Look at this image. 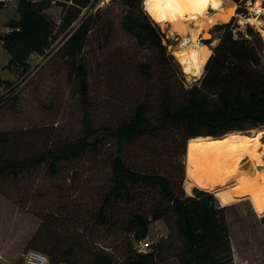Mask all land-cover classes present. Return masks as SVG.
<instances>
[{
    "label": "rangeland",
    "instance_id": "rangeland-1",
    "mask_svg": "<svg viewBox=\"0 0 264 264\" xmlns=\"http://www.w3.org/2000/svg\"><path fill=\"white\" fill-rule=\"evenodd\" d=\"M19 1L11 0L0 8V34L6 33L11 22L20 20ZM232 1L237 3L235 17L230 21L234 36L237 40L252 42L264 68V32L261 31L264 14L260 30L250 23L240 22L255 16L254 3L258 0ZM260 2L262 7L264 0ZM129 10L122 2L112 0H92L91 5L83 9L71 29L91 15L94 23L81 62H78V71L72 68L67 58L54 55L34 68L31 65L29 78L24 79L25 76L20 81L22 69L14 64L0 40V79L20 82L14 97L0 108V143L8 142L10 156L11 150L17 149L18 160H29L65 143L82 139L85 101L97 128L116 129L128 122L140 106L149 110L153 120V112L160 107L157 97L162 94L160 89L156 90L158 73H153L156 54L151 49L140 47L135 38L123 29L122 21ZM64 13L58 4H51L44 11L46 17L57 25L61 24ZM177 18L166 16L165 21L159 23L163 27L158 25L167 38L164 44L168 53L173 56L170 76L179 90L183 87L190 89L195 85L201 86L207 75V64L200 78H189L184 72L175 56L181 43V37L173 30ZM200 23L195 25L196 30L200 29ZM228 23L209 28V39L203 37V33L199 35L198 42L210 47L212 55L225 32L218 26ZM249 26L260 36H249ZM66 34L58 38V45H52L53 49L65 41ZM144 65L148 66L147 75L143 73ZM2 89L3 93L6 92ZM257 131H264V126L249 127L240 132L252 136ZM180 135L176 130L146 134L128 144L123 156L131 169L165 175L177 182L179 191L183 189L187 196H192L196 187L193 185L187 191L185 185L188 143ZM98 138L101 143L97 148L88 149L76 160L61 162L55 174L51 172L48 161L24 170L19 177L10 174L0 178V249L4 252L0 256L1 264H11L14 260L24 264L30 250H27V245L23 248V242L40 226L39 235L43 241L59 247L58 257L69 251L71 261L94 264L95 256L105 253L113 264H129L126 259L136 251L134 245L138 240L128 225L129 212L144 207L150 213L153 202L160 201L162 196L150 188L139 187L132 201L123 199L117 202L108 211L107 221L101 223L99 213L112 186L116 145L112 139H105L103 134ZM233 181V184L243 183L259 216L238 187L232 186V199L226 209L231 261L233 264H264V192L255 195L241 179ZM145 240L151 244L146 254L157 253L156 264H179V257L187 248L174 214L165 220L152 222Z\"/></svg>",
    "mask_w": 264,
    "mask_h": 264
},
{
    "label": "trees",
    "instance_id": "trees-1",
    "mask_svg": "<svg viewBox=\"0 0 264 264\" xmlns=\"http://www.w3.org/2000/svg\"><path fill=\"white\" fill-rule=\"evenodd\" d=\"M112 1L122 2L130 9L122 21L125 32L133 36L140 47L151 49L156 54L153 73H158L156 90L160 89L162 94L157 97L156 101L160 103V107L153 112V120L149 110L140 106L128 122L120 124L116 129L97 128L92 122L89 104L85 101V131L82 139L75 143H65L23 161L18 160L17 149L11 150L10 156L6 144L8 142H1L0 178L10 174L19 177L24 170L35 165H44L48 161L51 172L55 174L61 162L76 160L88 149L97 148L101 143L98 137L103 134L105 139H112L116 145V156L112 161V186L101 205L99 221H107L108 211L117 202L123 199L132 201L139 187L150 188L160 194L162 199L153 202L150 213L144 207L129 212L128 225L131 226L130 231L135 239H145L150 233L152 222L165 220L174 214L177 217L179 232L187 245L179 257V264H233L226 218V209L232 199V186L238 187L241 195L251 202L254 212L258 215L242 182L214 192L195 188L194 194L187 196L183 189H177V182L165 175L146 174L131 169L123 155L128 144L158 131L176 130L185 143H188L192 138L223 137L249 127L264 126V68L259 54L251 41L235 38L232 23L220 25L218 28L224 29L225 32L206 65L207 75L201 86L195 85L190 89L183 87L179 90L169 73L173 56L168 53L164 44L167 38L161 31V24H156L144 10L145 0ZM91 3L92 0H63L58 3L65 13L61 24L57 25L44 14L51 5L49 0L19 1L20 20L8 25L18 31L0 34V40L14 64L22 69L20 81H23L31 70L28 63L30 57L33 54L43 55L65 33L69 38L54 55L67 58L72 68L78 71V62H81L86 41L93 27V15L82 19L75 28L71 29V26L80 18L83 9L88 8ZM248 35L260 36L250 26ZM143 73L148 74L147 65L143 66ZM26 78L29 76L24 79ZM19 83L4 82L0 79V108L14 97ZM2 88L6 92L3 93ZM83 94L87 93L84 91ZM41 230L40 226L27 245V250L44 253L50 264H78L69 259V251L63 253V257H58L59 247H53L43 241L39 235ZM156 256V252L140 254L134 251L126 260L129 264H156ZM94 264L113 262L105 253H100L95 256Z\"/></svg>",
    "mask_w": 264,
    "mask_h": 264
},
{
    "label": "bare ground",
    "instance_id": "bare-ground-1",
    "mask_svg": "<svg viewBox=\"0 0 264 264\" xmlns=\"http://www.w3.org/2000/svg\"><path fill=\"white\" fill-rule=\"evenodd\" d=\"M228 2L227 0H145V10L156 23H163L166 16H178L173 24V30L181 37V43L175 51V56L189 78H200L203 68L212 56V49L198 42L199 35L203 33V37L209 39L211 38L209 28L220 23H228L235 17L237 6L228 5ZM254 7L253 11L256 12L254 17L239 21L250 23L260 30L261 16L264 14L260 0L254 3ZM200 21L201 23L203 21V24ZM199 23L200 29L196 30L195 25L199 26ZM263 139L264 131L252 136L243 132H233L223 137L190 139L187 146L186 189L190 190L194 185L200 190L214 192L223 186L233 184V180L237 178L241 179L255 195L264 192ZM246 158L252 164V173L241 169V163ZM259 166L263 167L262 171L258 170Z\"/></svg>",
    "mask_w": 264,
    "mask_h": 264
},
{
    "label": "built area",
    "instance_id": "built-area-1",
    "mask_svg": "<svg viewBox=\"0 0 264 264\" xmlns=\"http://www.w3.org/2000/svg\"><path fill=\"white\" fill-rule=\"evenodd\" d=\"M10 1L11 0H0V6H6V4H8ZM49 1L51 2V4L56 5L62 2L63 0H49ZM15 31H18V29L14 27L7 28L8 33H12ZM68 38L69 36L65 39L63 43H61L59 46H56L55 49H53V46H52L51 49L47 50L43 55L33 54L28 61L30 66L32 65L34 68L37 65L50 59L63 46V44L66 42ZM53 45H58V43L56 42ZM149 248H151V244L147 242V240L145 239L136 240L135 245H134V249L136 250V252L140 254H146ZM24 264H50V263H49L48 257L45 254L39 251H36V250H30L27 252L25 256Z\"/></svg>",
    "mask_w": 264,
    "mask_h": 264
},
{
    "label": "water",
    "instance_id": "water-1",
    "mask_svg": "<svg viewBox=\"0 0 264 264\" xmlns=\"http://www.w3.org/2000/svg\"><path fill=\"white\" fill-rule=\"evenodd\" d=\"M228 5H235V6H237V3L236 2H234V1H229L228 2ZM263 8H264V2H263ZM233 21V20H232ZM231 21V22H232ZM230 22V23H231ZM229 24V23H228ZM193 26V25H192ZM263 31H264V27H263ZM241 169L243 170V171H246V172H248V173H252L253 172V170H252V164H251V162L249 161V159L248 158H246V159H244L243 161H242V163H241ZM258 170L259 171H262L263 170V167H258Z\"/></svg>",
    "mask_w": 264,
    "mask_h": 264
},
{
    "label": "crops",
    "instance_id": "crops-1",
    "mask_svg": "<svg viewBox=\"0 0 264 264\" xmlns=\"http://www.w3.org/2000/svg\"><path fill=\"white\" fill-rule=\"evenodd\" d=\"M6 32H7V31H6ZM37 226H38V225H37ZM37 226H36V227H37ZM35 230H36V229H35ZM35 230L32 231L31 235H29V236H27V237L25 238V240H24V242H23V244H24V247H23V248H25V246L29 244V242H30L31 239L33 238V234L36 233ZM1 254H4V252H3V250L0 249V256H1ZM0 261H1V260H0ZM11 262H12L11 264H16V263H17L15 260H14V261H11ZM0 264H1V263H0Z\"/></svg>",
    "mask_w": 264,
    "mask_h": 264
}]
</instances>
